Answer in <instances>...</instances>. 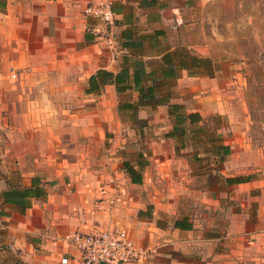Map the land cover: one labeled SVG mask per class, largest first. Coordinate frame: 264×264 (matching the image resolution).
Listing matches in <instances>:
<instances>
[{"label":"crops","instance_id":"1","mask_svg":"<svg viewBox=\"0 0 264 264\" xmlns=\"http://www.w3.org/2000/svg\"><path fill=\"white\" fill-rule=\"evenodd\" d=\"M214 1L0 0V264H84L70 239L96 230L127 232L136 264L264 258L245 62L216 48Z\"/></svg>","mask_w":264,"mask_h":264},{"label":"rangeland","instance_id":"2","mask_svg":"<svg viewBox=\"0 0 264 264\" xmlns=\"http://www.w3.org/2000/svg\"><path fill=\"white\" fill-rule=\"evenodd\" d=\"M216 1L221 2L213 5L212 8H206L207 12L204 10L205 16L203 17V20H205V24H207V21L209 22L207 26L216 34V38L218 39L216 48L221 53H229L238 63L242 61L245 62L244 74L248 88L249 113L251 120L254 121V125L248 130V136L252 140L251 153L252 157L261 155V160H258V162L264 164V84H261L260 82V77L264 79V60L261 59L262 54H264V32L259 30L264 23L259 16L249 17L248 15H245V13H248V8L252 9L256 15H260L264 11V3L262 5L261 3L254 5L253 3H249V0ZM228 8H230L232 15L225 13L227 20L234 18L238 14H244L245 16H240V18L226 22L222 25L219 23L221 20L218 19V17L222 14L223 9L227 11L229 10ZM201 10L202 9H200L199 16L195 17H199L202 20L201 16L203 13ZM212 11L213 16L218 20H213L210 16V12ZM208 13L209 15H207ZM226 19L225 21H227ZM246 52H249L250 54L254 52L255 55L257 53V62H249L248 58L243 56ZM137 115L138 114L136 113H134V115L132 113H126L124 120L136 122L140 128L139 130L141 131L140 134L142 136L145 134L143 132L144 120L140 121ZM259 151H261V153H259ZM259 174L260 173H258V175ZM246 250L247 249H245V251ZM220 262L221 264H229L225 263L224 260H221ZM235 264H264V258L262 259L261 255H254V257L251 256L239 260L238 263Z\"/></svg>","mask_w":264,"mask_h":264},{"label":"built area","instance_id":"3","mask_svg":"<svg viewBox=\"0 0 264 264\" xmlns=\"http://www.w3.org/2000/svg\"><path fill=\"white\" fill-rule=\"evenodd\" d=\"M85 14L97 21L106 34L116 22V14L110 1L90 4ZM70 243L80 251L84 264H136L144 261L148 255L136 248L128 233L123 230H96L75 234ZM68 262V259H62V264Z\"/></svg>","mask_w":264,"mask_h":264},{"label":"trees","instance_id":"4","mask_svg":"<svg viewBox=\"0 0 264 264\" xmlns=\"http://www.w3.org/2000/svg\"><path fill=\"white\" fill-rule=\"evenodd\" d=\"M219 2H221V1H219ZM218 1H216V2H213V3H211L209 6H208V8H212L213 7V5H215V4H218L219 3ZM249 3H253L254 5H258V3H261V5L264 3V0L262 1V0H249ZM260 5V4H259ZM229 10H225V9H223L222 10V14L221 15H219V17H218V19H220L221 21H219V23L220 24H225L226 22H229V21H234L235 19H238V18H240V16L242 17V16H245V15H248L249 17H256V16H259L260 17V19H262V21H263V23H264V11L260 14V15H256L253 11H252V9H250V8H248V13H245V15L244 14H242V15H237V16H235L234 18H231V19H226V17H225V15L226 14H230V15H232V13H231V11H230V8H228ZM226 13V14H225ZM207 15H209V13L207 14ZM210 16L213 18V20H218V19H215V17L213 16V11L212 12H210ZM231 17V16H230ZM225 19L227 20V21H225ZM207 20V19H206ZM209 22L207 21V24H208ZM210 25V24H209ZM260 31H263L264 32V25L263 26H261V29H259ZM256 55H257V53H256ZM256 55H255V53L253 52L252 54H250L249 52L247 53H244L243 54V56L245 57V58H248V61L249 62H252V63H256L257 62V59H256ZM262 60H264V54H262V58H261ZM256 61V62H255ZM205 64H206V66H208L209 65V61L208 60H204L203 61ZM125 76V75H124ZM103 77H109L110 79L113 77V75L111 74V73H109V72H99L95 77H93L92 78V84L94 83L95 84V82L97 81V79H102ZM260 77V76H259ZM117 80V79H116ZM124 80L125 79H119V80H117L118 81V83L119 82H124ZM258 80H259V78H258ZM260 82H261V84H264V79H262L261 77H260ZM103 81V80H102ZM116 81V82H117ZM136 83H138L137 81H136ZM145 98V97H144ZM149 100H153V98H155V97H152V96H150V97H147ZM177 109H178V107H174V112L178 115L177 116V119H178V121H180V122H182L183 120H186V119H188V120H190L191 122H194V121H196L197 120V116L196 115H182L179 111H177ZM127 167V166H126ZM135 180V179H134ZM237 183H242L244 180L243 179H241V178H237L236 180H235ZM175 226L176 227H182V228H188L187 226H184V225H180V223L179 222H176V224H175Z\"/></svg>","mask_w":264,"mask_h":264}]
</instances>
